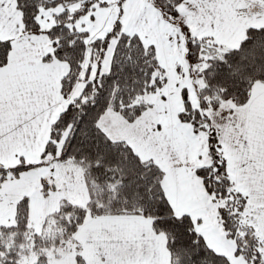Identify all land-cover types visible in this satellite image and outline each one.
<instances>
[{
	"label": "snow or ice",
	"instance_id": "6c2138e0",
	"mask_svg": "<svg viewBox=\"0 0 264 264\" xmlns=\"http://www.w3.org/2000/svg\"><path fill=\"white\" fill-rule=\"evenodd\" d=\"M0 264H264V0H0Z\"/></svg>",
	"mask_w": 264,
	"mask_h": 264
}]
</instances>
